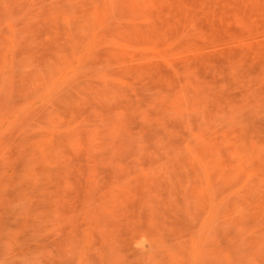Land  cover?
Here are the masks:
<instances>
[{
    "label": "rangeland",
    "instance_id": "rangeland-1",
    "mask_svg": "<svg viewBox=\"0 0 264 264\" xmlns=\"http://www.w3.org/2000/svg\"><path fill=\"white\" fill-rule=\"evenodd\" d=\"M0 264H264V0H0Z\"/></svg>",
    "mask_w": 264,
    "mask_h": 264
}]
</instances>
